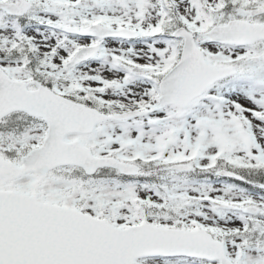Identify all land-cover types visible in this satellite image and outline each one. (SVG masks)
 <instances>
[{"label":"snow or ice","instance_id":"1","mask_svg":"<svg viewBox=\"0 0 264 264\" xmlns=\"http://www.w3.org/2000/svg\"><path fill=\"white\" fill-rule=\"evenodd\" d=\"M0 264H264V0H0Z\"/></svg>","mask_w":264,"mask_h":264}]
</instances>
